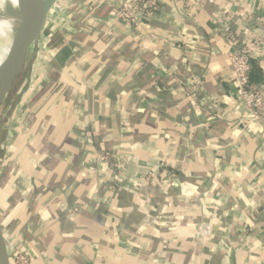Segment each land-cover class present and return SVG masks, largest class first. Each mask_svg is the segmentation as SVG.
<instances>
[{"label":"crops","instance_id":"crops-1","mask_svg":"<svg viewBox=\"0 0 264 264\" xmlns=\"http://www.w3.org/2000/svg\"><path fill=\"white\" fill-rule=\"evenodd\" d=\"M65 1L0 128L10 242L30 264H264V124L221 32L262 47L264 0H157L135 29L130 0Z\"/></svg>","mask_w":264,"mask_h":264},{"label":"built area","instance_id":"built-area-1","mask_svg":"<svg viewBox=\"0 0 264 264\" xmlns=\"http://www.w3.org/2000/svg\"><path fill=\"white\" fill-rule=\"evenodd\" d=\"M157 0H130L119 5L117 19L130 29L137 28L142 22L151 21L158 11ZM222 35L231 45L229 63L233 75V83L236 88V95L245 110L249 113L247 123L260 122L264 124V91L257 87L251 80V59L254 55L264 56V45L239 47L238 37L232 33L228 25H224L221 30ZM199 84V83H197ZM108 155H101L100 160H104ZM203 227V226H202ZM211 234L208 227L200 230V236L209 237ZM24 264L25 254L20 253Z\"/></svg>","mask_w":264,"mask_h":264},{"label":"water","instance_id":"water-1","mask_svg":"<svg viewBox=\"0 0 264 264\" xmlns=\"http://www.w3.org/2000/svg\"><path fill=\"white\" fill-rule=\"evenodd\" d=\"M55 0H18L21 19L10 48L0 65V118L6 99L21 74L30 51L43 34ZM0 264H24L22 257L0 225Z\"/></svg>","mask_w":264,"mask_h":264},{"label":"rangeland","instance_id":"rangeland-1","mask_svg":"<svg viewBox=\"0 0 264 264\" xmlns=\"http://www.w3.org/2000/svg\"><path fill=\"white\" fill-rule=\"evenodd\" d=\"M52 13L55 14V8H53V7H52V9L50 10V12L48 14L52 15ZM50 30H51V28L44 29L43 34H42L41 37H47L48 34L50 33ZM35 52H37V51H36V48L34 47L30 51V53H29V55L27 57L25 66H24L21 74L17 78L12 90L10 91V93L8 95V98L6 99V103H5L4 109L2 111V116H1L2 119L0 120V128L3 125V122H6L8 116L10 115V113H11V115L14 114V116L12 115V118L14 119V121H12V122H15L17 120L18 116H19V113H17L18 115L16 116V114L14 112H16L18 109H20V110L22 109L23 110V108L21 106V103H23L24 99L27 97L26 96V91H27L28 87L31 85V84H27L26 77L29 75V70L31 68V65L33 64L32 62H33V59H34V56H35ZM13 105H16V109H15L14 112H13V110L11 108ZM2 136H1L2 139H0V150L2 149L4 151L5 147H6V144L4 146V141H3L4 140V135L2 134ZM0 156H2V154ZM25 262H26V264H30V259L27 256L25 257Z\"/></svg>","mask_w":264,"mask_h":264},{"label":"bare ground","instance_id":"bare-ground-1","mask_svg":"<svg viewBox=\"0 0 264 264\" xmlns=\"http://www.w3.org/2000/svg\"><path fill=\"white\" fill-rule=\"evenodd\" d=\"M17 6L18 0H0V65L8 53L14 32L17 31L18 24L21 22ZM52 7L55 8V15H60L65 7V0H55Z\"/></svg>","mask_w":264,"mask_h":264}]
</instances>
